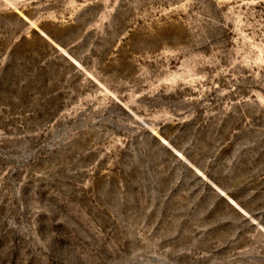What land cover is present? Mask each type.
<instances>
[{
  "label": "rangeland",
  "instance_id": "374dc122",
  "mask_svg": "<svg viewBox=\"0 0 264 264\" xmlns=\"http://www.w3.org/2000/svg\"><path fill=\"white\" fill-rule=\"evenodd\" d=\"M0 264H264V0H0Z\"/></svg>",
  "mask_w": 264,
  "mask_h": 264
},
{
  "label": "water",
  "instance_id": "95a60500",
  "mask_svg": "<svg viewBox=\"0 0 264 264\" xmlns=\"http://www.w3.org/2000/svg\"><path fill=\"white\" fill-rule=\"evenodd\" d=\"M162 141H163V143H165L168 147H171L167 142H164V140L159 136V135H157ZM177 155H179L180 156V154H178L177 153ZM181 157V156H180Z\"/></svg>",
  "mask_w": 264,
  "mask_h": 264
},
{
  "label": "bare ground",
  "instance_id": "6f19581e",
  "mask_svg": "<svg viewBox=\"0 0 264 264\" xmlns=\"http://www.w3.org/2000/svg\"><path fill=\"white\" fill-rule=\"evenodd\" d=\"M155 134H156V132H155ZM164 142H167L166 140H164ZM168 143V142H167ZM169 144V143H168ZM170 145V144H169ZM179 153V152H178ZM180 154V153H179ZM181 155V154H180ZM182 156V155H181Z\"/></svg>",
  "mask_w": 264,
  "mask_h": 264
}]
</instances>
